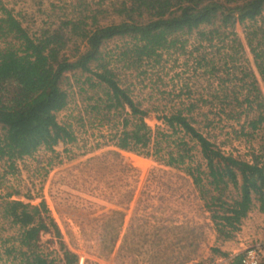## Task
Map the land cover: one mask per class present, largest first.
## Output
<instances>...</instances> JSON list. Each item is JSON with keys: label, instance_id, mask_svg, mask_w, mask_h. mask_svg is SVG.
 Here are the masks:
<instances>
[{"label": "rangeland", "instance_id": "obj_1", "mask_svg": "<svg viewBox=\"0 0 264 264\" xmlns=\"http://www.w3.org/2000/svg\"><path fill=\"white\" fill-rule=\"evenodd\" d=\"M112 1L87 0L88 7L95 9ZM81 4L85 5L84 1ZM1 8L9 10L29 34L37 36L48 29L66 32L69 28L66 22L77 16L81 9L78 0H0V13ZM257 19L260 24L264 13ZM234 32L245 45L243 52L248 65L255 70L244 24L236 23ZM179 37L186 40L183 48L178 45L165 51L158 63L144 61L136 70H128L123 63L115 61L116 45L120 46L121 42L110 40L102 48L107 54L106 59L111 60L118 84L140 103V108L148 111L146 122L152 130V140L146 147L120 149L117 142L122 135V120L128 115L127 111L104 109L107 97L103 86L91 85L94 77H90V82L82 85L84 89L80 90L79 81H85L89 74L80 71L65 74L72 85L64 80L62 87L71 97L68 105L57 113V120L70 127L75 139L67 144H57L50 150L40 147L33 155L17 161L14 170L8 162L0 161V170L5 172L0 184V257L6 258L2 245L7 238L17 234L18 228L2 218L4 201L17 199L30 204L45 201L61 237H56L52 230L41 235V242L55 250L52 256L61 252L59 242H63L78 256V264L207 262L214 255L215 248L220 250L219 247L224 246L228 250L233 246L241 230L247 227L240 226L232 236L216 231L207 208L212 204L211 196H217L216 192L204 184V171H201L202 187L196 186L185 171L188 164L203 162V157L195 149L190 152L192 160H186L184 165L165 163L169 151L174 152L177 148L182 133L171 135L160 119L162 114L185 108L189 99L193 98L197 103H203L199 99L209 100L210 90L217 79L204 75L207 69L205 66L199 68L198 62L205 64L209 57L219 67L228 62L230 58L224 57L222 52L228 45L226 42L232 45V36L225 43L215 38L211 45L201 41L195 31ZM3 38L5 40L0 38L1 48L8 45L20 47V41L12 36ZM74 41L72 38L67 54L73 52ZM222 44H225L224 48L218 47ZM216 46L221 53L216 52ZM208 52L212 53L209 55ZM246 65L243 59L235 63L239 69ZM227 66L229 75L221 68L216 73L220 78L242 75L231 67V61ZM258 80L264 94L260 76ZM246 81L249 84L250 81ZM222 85L245 92L243 81L233 80ZM180 89L182 93L190 92V96L180 95L179 98ZM217 108L203 105L200 110H192L189 116L193 117L194 126L220 146L225 154L249 159L250 148L264 140V131L250 129V114L237 120L225 116ZM164 133L168 134L167 138ZM184 140L192 144L189 136ZM235 191L229 185L223 198L228 200L235 196ZM8 193L11 197H7ZM259 207V202L254 200L250 215L243 224L246 221H250L248 225L259 224V232L263 235L264 211ZM180 240L181 243H177ZM251 245L245 244L244 249ZM0 264L14 263L0 260Z\"/></svg>", "mask_w": 264, "mask_h": 264}, {"label": "trees", "instance_id": "obj_2", "mask_svg": "<svg viewBox=\"0 0 264 264\" xmlns=\"http://www.w3.org/2000/svg\"><path fill=\"white\" fill-rule=\"evenodd\" d=\"M83 1L85 5L81 4ZM78 5L81 9L66 22L69 27L66 32L48 29L38 36L29 34L14 14L1 8L0 38L5 40L3 37L12 36L20 41V47H0V161L8 162L14 170L17 161L33 155L40 147L50 150L59 143L67 144L75 139L70 127L58 122L57 113L68 105L71 97L62 87L64 80L72 85L65 74L78 71L90 75L85 81H79L80 90L94 77L91 85L103 86L107 97L104 109L127 111L117 146L123 150L146 147L152 140V130L146 122L148 111L140 108V103L118 84L111 60H107V54L102 51L104 45L110 40L121 42L120 46L116 45L115 61L123 63L128 70H136L144 61L158 63L165 51L178 45L183 48L186 40H181L180 35L195 31L198 38L209 45L215 38L225 43L232 36V45L226 42L228 45L222 52L224 57L230 58L228 62L220 67L211 57L205 64L198 62L199 68L207 69L204 75L217 79L209 100L199 99L203 103H197L192 98L185 108L160 116L171 135L182 133L177 148L169 151L165 163L184 165L186 160H192V150L201 153L204 163L188 164L185 171L196 186L209 185L216 192L217 196H211L212 204L207 207L210 217L218 233L232 236L240 229L254 200L264 211V140L250 148L249 159L225 154L194 126L189 113L209 105L237 120L250 114V129L264 131V94L256 75L264 83V19L260 24L257 19L264 13V0H113L98 9L88 7L87 0H78ZM236 23L244 24L255 70L244 57L242 43L234 32ZM72 38L75 48L67 54ZM218 47L224 48L225 44ZM218 47L216 52L221 53ZM240 59L247 63L242 69L235 66ZM230 61L231 67L242 75L220 78L216 73L221 68L229 75L227 64ZM233 80L244 82V93L222 85ZM181 89L178 97L188 98L190 92L182 93ZM185 136H189L192 144L184 140ZM201 171L206 176L205 183ZM4 176L5 172L0 170V184ZM229 185L236 191L235 196L227 200L223 193ZM7 197H11V193ZM48 211L43 200L38 204L19 199L4 201L2 218L18 228L17 234L2 245L6 258L1 256L0 260L14 264H78V256L63 242H59L61 252L54 256L55 250L41 242V235L52 230L56 237H61ZM259 264H264V259Z\"/></svg>", "mask_w": 264, "mask_h": 264}, {"label": "crops", "instance_id": "obj_3", "mask_svg": "<svg viewBox=\"0 0 264 264\" xmlns=\"http://www.w3.org/2000/svg\"><path fill=\"white\" fill-rule=\"evenodd\" d=\"M243 49L245 50V45L242 44ZM248 46V45H247ZM257 77L259 76L256 73ZM60 144V143H59ZM250 215V213H248ZM248 215L244 218L246 219ZM244 219L242 220L241 223V228L242 227H247L241 230V235L236 237L235 241L233 242V246L229 248L228 250L224 249V246L219 247L220 250H215L214 249V255H211L212 258L207 261V262H184V264H239V260L242 256L245 244H254V243H259V244H264V234L259 232L260 226L259 224H250L248 225V222L246 221L245 224H243ZM182 240L177 243H181ZM262 241V242H261ZM225 243V242H223ZM176 245V244H175ZM219 246V245H218ZM244 249V250H243ZM174 264V263H173ZM177 264V263H176Z\"/></svg>", "mask_w": 264, "mask_h": 264}, {"label": "built area", "instance_id": "obj_4", "mask_svg": "<svg viewBox=\"0 0 264 264\" xmlns=\"http://www.w3.org/2000/svg\"><path fill=\"white\" fill-rule=\"evenodd\" d=\"M263 259L264 244L257 243L247 247L243 251L239 264H259Z\"/></svg>", "mask_w": 264, "mask_h": 264}]
</instances>
